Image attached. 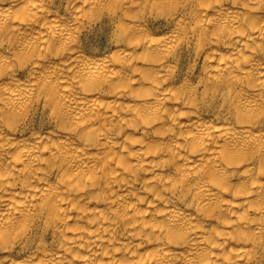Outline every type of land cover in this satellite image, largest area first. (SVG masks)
I'll return each instance as SVG.
<instances>
[{
  "label": "bare ground",
  "instance_id": "6f19581e",
  "mask_svg": "<svg viewBox=\"0 0 264 264\" xmlns=\"http://www.w3.org/2000/svg\"><path fill=\"white\" fill-rule=\"evenodd\" d=\"M0 264H264V0H0Z\"/></svg>",
  "mask_w": 264,
  "mask_h": 264
}]
</instances>
